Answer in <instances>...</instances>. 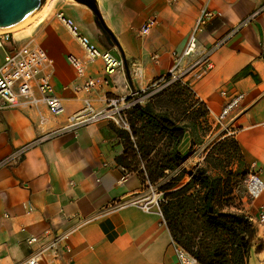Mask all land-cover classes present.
Instances as JSON below:
<instances>
[{
    "label": "crops",
    "instance_id": "obj_1",
    "mask_svg": "<svg viewBox=\"0 0 264 264\" xmlns=\"http://www.w3.org/2000/svg\"><path fill=\"white\" fill-rule=\"evenodd\" d=\"M93 1L100 18L81 0H45L37 10L46 6L45 11L38 14L34 28L27 29L31 23L13 33L15 44L31 40L52 59L50 83L63 111L52 115L43 103L1 109L0 161L43 133L65 125L84 100L99 110L106 97L141 92L166 75L174 53L185 47L199 10L207 7L220 14L197 32L196 50L180 67L213 49L211 68L201 78L190 79L191 88L214 113L230 95L244 93L227 117L235 132L230 137L244 164L254 163L264 180V0ZM59 12L71 18L96 47L119 58L121 66L107 75L102 59L87 61L58 20ZM148 19L154 23L141 35L139 29ZM68 54L83 62V76L76 75ZM245 67L251 72H242ZM87 77L102 80L88 93L77 89ZM206 118L213 121L211 114ZM118 128L124 129L108 121L89 123L34 144L19 158L0 165V264H26L34 250L41 252L42 264H177L170 231L160 215L133 205L111 208L116 201L140 192L146 183L141 166L127 170L117 162L124 153ZM176 150L184 159L188 157L192 150L189 131ZM238 203L255 227L248 264H264V225L253 220L258 206L264 205V191L253 201L241 196ZM31 235L40 241L29 245L26 239ZM57 235L64 238L56 252H42Z\"/></svg>",
    "mask_w": 264,
    "mask_h": 264
},
{
    "label": "trees",
    "instance_id": "obj_2",
    "mask_svg": "<svg viewBox=\"0 0 264 264\" xmlns=\"http://www.w3.org/2000/svg\"><path fill=\"white\" fill-rule=\"evenodd\" d=\"M242 72L251 71L245 67ZM149 91L151 87L138 93ZM199 108L203 112L199 113ZM206 115L205 105L192 89L171 83L128 111L129 130L116 129L124 139V153L116 160L127 170L141 166L144 181L161 182L157 188L166 198L161 206L164 222L172 239L199 264H248L255 227L249 216L239 210V203H234L231 191L224 192L222 178L203 167L190 172L188 178L179 170L184 157L176 146L190 129L185 118L198 124ZM228 137L222 140L231 139L233 150L244 164L236 142ZM172 171L178 173L170 176ZM247 173L248 170L243 176ZM241 196H245L244 185L238 199Z\"/></svg>",
    "mask_w": 264,
    "mask_h": 264
},
{
    "label": "built area",
    "instance_id": "obj_3",
    "mask_svg": "<svg viewBox=\"0 0 264 264\" xmlns=\"http://www.w3.org/2000/svg\"><path fill=\"white\" fill-rule=\"evenodd\" d=\"M219 14V12L210 10L207 7H202L199 10L185 47L180 53H174V63L168 73L150 84L151 91L143 95H140L138 92H133L127 97H106L105 106L99 110H95L88 100H84L83 107L70 115L65 125L43 133L41 136L25 144L10 156L0 161V165L19 158L28 147L34 144L59 136L89 123L108 121L121 128L129 129L127 120L128 111L134 105L141 104L145 97L151 93L171 83H181L192 89L190 79L201 78L211 68L210 54L213 49L202 53L185 68L180 67L181 62L185 57L195 52L197 32L201 31L210 19ZM56 16L80 45L87 61H93L97 58L102 59L103 70L107 75H111L121 66V60L119 58L109 50H100L87 36L81 34L78 26L71 18L64 16L62 12L57 13ZM153 23V19H148L143 23L139 29L140 34H147ZM244 23L245 21L234 26L214 48L234 34ZM13 35V32L10 30H0V50L2 51V59L0 60V110L14 106H37L43 103L46 105L50 114H60L63 111V105L60 99L54 94L53 87L50 83V69L53 65L52 59L41 46L31 40L21 45L15 44ZM67 60L74 68L77 76L81 77L84 75L85 67L79 57L74 54H68ZM136 72L138 71L136 70ZM189 74L191 77L185 79V76ZM101 81L99 78L87 77L81 87H77V89L88 93L92 88L99 86ZM35 91H37V95H35ZM221 94L226 95V91L222 90ZM243 98L244 93L242 92H236L230 95L218 113H214L205 105L207 116L211 114L213 123L218 126L222 137L234 135L235 132L230 128L227 117L238 107ZM244 187L245 196L251 201L256 200L262 191H264V180H262L259 170L256 169L254 163L248 165V173L244 181ZM165 203L166 198L164 197L163 191L159 190L147 180L144 188L140 192L132 194L124 200L116 201L111 208L120 209L133 205L146 212L157 213L162 218V221H164L161 206ZM250 220L252 221V218ZM253 220L259 225H264V205L258 206L255 219ZM63 238L64 235L54 236L44 245L41 251L51 250L56 252L58 243ZM26 241L31 245L32 243L39 242L40 237L31 235ZM171 245L177 258V264H198L196 258L173 239H171ZM40 253L37 250L32 251L24 262L26 264H42Z\"/></svg>",
    "mask_w": 264,
    "mask_h": 264
},
{
    "label": "rangeland",
    "instance_id": "obj_4",
    "mask_svg": "<svg viewBox=\"0 0 264 264\" xmlns=\"http://www.w3.org/2000/svg\"><path fill=\"white\" fill-rule=\"evenodd\" d=\"M30 27L31 29L34 28V22L27 29L29 30ZM30 36L34 37L33 31ZM1 59L2 51L0 50ZM174 111L177 110L174 109ZM201 111L199 108V113ZM185 123L190 126L192 150L188 157L182 161L179 170H183L184 177L188 178L189 173L197 167L205 168L210 174L222 178L224 192L231 191L234 203H238V195L242 192L246 178L243 173L248 170V166L241 162L238 154L233 150L231 139L223 141L218 126L205 117H202L198 124H194L190 117L185 118ZM177 173L178 171H172L169 175H176ZM160 183L154 185L157 187Z\"/></svg>",
    "mask_w": 264,
    "mask_h": 264
},
{
    "label": "water",
    "instance_id": "obj_5",
    "mask_svg": "<svg viewBox=\"0 0 264 264\" xmlns=\"http://www.w3.org/2000/svg\"><path fill=\"white\" fill-rule=\"evenodd\" d=\"M45 0H0V30L22 24ZM88 4L99 17L93 0H81ZM100 18V17H99Z\"/></svg>",
    "mask_w": 264,
    "mask_h": 264
},
{
    "label": "bare ground",
    "instance_id": "obj_6",
    "mask_svg": "<svg viewBox=\"0 0 264 264\" xmlns=\"http://www.w3.org/2000/svg\"><path fill=\"white\" fill-rule=\"evenodd\" d=\"M45 7L46 6H44V8H42L40 11H35L26 21H24L22 24H20V25H17V26H14V27H10V28H8L7 30H10V31H12L13 33H15V34H17L19 31H21L22 29H25V28H27V26L29 25V24H31V23H33V22H35L36 21V19H37V16H38V14H40V13H43L44 11H45Z\"/></svg>",
    "mask_w": 264,
    "mask_h": 264
}]
</instances>
